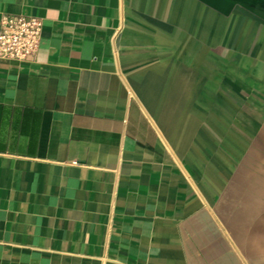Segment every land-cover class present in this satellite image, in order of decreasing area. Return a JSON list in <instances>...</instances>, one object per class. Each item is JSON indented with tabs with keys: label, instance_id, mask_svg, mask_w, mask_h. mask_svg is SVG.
Segmentation results:
<instances>
[{
	"label": "crops",
	"instance_id": "0c3cea01",
	"mask_svg": "<svg viewBox=\"0 0 264 264\" xmlns=\"http://www.w3.org/2000/svg\"><path fill=\"white\" fill-rule=\"evenodd\" d=\"M0 264H264V0H0Z\"/></svg>",
	"mask_w": 264,
	"mask_h": 264
},
{
	"label": "built area",
	"instance_id": "2783aa9c",
	"mask_svg": "<svg viewBox=\"0 0 264 264\" xmlns=\"http://www.w3.org/2000/svg\"><path fill=\"white\" fill-rule=\"evenodd\" d=\"M43 24L29 16L2 17L0 23V58L20 63L33 58L38 50Z\"/></svg>",
	"mask_w": 264,
	"mask_h": 264
}]
</instances>
